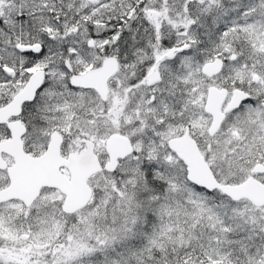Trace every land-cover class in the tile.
<instances>
[{
  "label": "snow or ice",
  "instance_id": "6c2138e0",
  "mask_svg": "<svg viewBox=\"0 0 264 264\" xmlns=\"http://www.w3.org/2000/svg\"><path fill=\"white\" fill-rule=\"evenodd\" d=\"M0 264H264V0H0Z\"/></svg>",
  "mask_w": 264,
  "mask_h": 264
}]
</instances>
